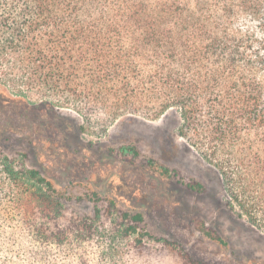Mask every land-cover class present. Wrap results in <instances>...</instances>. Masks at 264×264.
Wrapping results in <instances>:
<instances>
[{
    "label": "trees",
    "instance_id": "16d2710c",
    "mask_svg": "<svg viewBox=\"0 0 264 264\" xmlns=\"http://www.w3.org/2000/svg\"><path fill=\"white\" fill-rule=\"evenodd\" d=\"M0 90L74 112L83 130L176 111L227 208L264 234V0H0ZM71 200L0 151V264H206L114 199L88 216Z\"/></svg>",
    "mask_w": 264,
    "mask_h": 264
},
{
    "label": "rangeland",
    "instance_id": "374dc122",
    "mask_svg": "<svg viewBox=\"0 0 264 264\" xmlns=\"http://www.w3.org/2000/svg\"><path fill=\"white\" fill-rule=\"evenodd\" d=\"M235 25L252 27L241 17ZM82 126L76 113L47 106L36 94L22 100L0 90V151L40 169L73 197L71 211L91 215L95 201L108 197L143 213L150 233L206 264H264V234L227 208L219 173L179 135L176 111L158 120L121 118L103 129ZM132 146L138 158L120 153ZM150 160L171 175L144 167ZM192 181L204 190H190Z\"/></svg>",
    "mask_w": 264,
    "mask_h": 264
}]
</instances>
